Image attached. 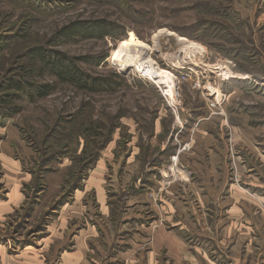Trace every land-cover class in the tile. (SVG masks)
I'll use <instances>...</instances> for the list:
<instances>
[{"label": "rangeland", "instance_id": "obj_1", "mask_svg": "<svg viewBox=\"0 0 264 264\" xmlns=\"http://www.w3.org/2000/svg\"><path fill=\"white\" fill-rule=\"evenodd\" d=\"M97 18L113 36L54 37ZM35 44L107 56L79 65L122 82L86 93L37 69L52 91L30 100L11 85ZM0 113L15 264H61L76 244L80 264H264V0H0Z\"/></svg>", "mask_w": 264, "mask_h": 264}, {"label": "trees", "instance_id": "obj_2", "mask_svg": "<svg viewBox=\"0 0 264 264\" xmlns=\"http://www.w3.org/2000/svg\"><path fill=\"white\" fill-rule=\"evenodd\" d=\"M117 25L112 21L104 18L97 19H74L63 24L55 33V38H104L111 37L117 31ZM45 45V44H44ZM43 44L31 45L25 51L26 59L21 65L25 79L23 81H15L11 86L13 89L24 91L28 95V99L43 98L49 95L52 91L50 83H37L31 76L33 70L46 71L49 75L60 81L61 83L70 85L76 89L86 93H100L104 91H112L121 84L118 73H112L109 76H92L84 72L79 64H99L107 56H91L81 55L77 57H69L63 52L53 51L45 48ZM95 58V59H94ZM31 75V76H30ZM29 77V79H28ZM2 103L8 105L9 103ZM2 114V113H0ZM84 130L80 129V135ZM85 145L82 146V152ZM84 155H82L83 157ZM80 157V159H82ZM97 159V156L90 160L87 158L86 166H92ZM90 160V162H89ZM89 162V163H87ZM85 166V168H86ZM80 179H83L81 177ZM79 174L74 178V183L70 187L75 190L81 187ZM78 182V183H77Z\"/></svg>", "mask_w": 264, "mask_h": 264}, {"label": "crops", "instance_id": "obj_3", "mask_svg": "<svg viewBox=\"0 0 264 264\" xmlns=\"http://www.w3.org/2000/svg\"><path fill=\"white\" fill-rule=\"evenodd\" d=\"M215 154V153H213ZM213 156H217V161H214V163H217L220 160V156L218 154L211 155V159ZM28 249V248H27ZM27 251H25V248L21 250L20 253H16V256L18 259L25 258V254ZM84 252V248H78L76 244V248L71 251H65L62 253V262L61 264H80L81 262V253ZM34 256V255H33ZM35 257V256H34ZM0 264H15L14 261V255L7 253L6 247L4 245L0 244ZM20 264V263H19ZM21 264H29V261H26L25 263L22 261Z\"/></svg>", "mask_w": 264, "mask_h": 264}, {"label": "bare ground", "instance_id": "obj_4", "mask_svg": "<svg viewBox=\"0 0 264 264\" xmlns=\"http://www.w3.org/2000/svg\"><path fill=\"white\" fill-rule=\"evenodd\" d=\"M136 47H138V46H136ZM144 51V50H143ZM140 54V53H139ZM143 60V59H142ZM145 61V60H144ZM148 61V60H147ZM145 63H147L146 61H145ZM160 72H161V78L162 77H168L169 78V80H170V73L167 71V70H163V69H160ZM154 77H157V76H154ZM159 77V79H160V81H161V83L164 85V86H166V91L168 92V94L170 95V97H174V93H172V91L169 89L170 87H171V82L169 81V80H166V79H162L161 80V78ZM174 79V78H173Z\"/></svg>", "mask_w": 264, "mask_h": 264}]
</instances>
